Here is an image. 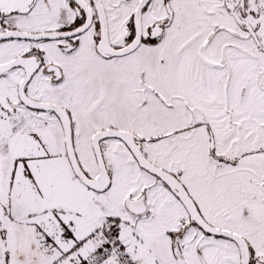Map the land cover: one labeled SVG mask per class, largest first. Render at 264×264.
I'll return each instance as SVG.
<instances>
[{"label":"snow or ice","instance_id":"obj_1","mask_svg":"<svg viewBox=\"0 0 264 264\" xmlns=\"http://www.w3.org/2000/svg\"><path fill=\"white\" fill-rule=\"evenodd\" d=\"M0 264H264V0H0Z\"/></svg>","mask_w":264,"mask_h":264}]
</instances>
